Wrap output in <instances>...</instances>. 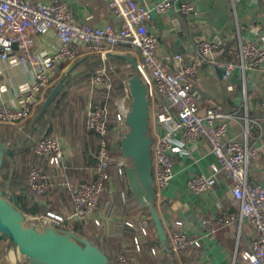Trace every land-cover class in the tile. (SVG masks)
Segmentation results:
<instances>
[{"label":"built area","instance_id":"1","mask_svg":"<svg viewBox=\"0 0 264 264\" xmlns=\"http://www.w3.org/2000/svg\"><path fill=\"white\" fill-rule=\"evenodd\" d=\"M103 1L111 8L116 21L115 27L111 24L91 26L79 22L74 12L63 3L0 0V60L11 59L17 47L21 53L17 63L28 64L31 68L30 83L26 89L12 97L8 103H1L0 123L22 124L33 116L40 98L58 77L61 66L73 64L78 59L75 46L100 54L104 61L110 52L121 45L138 49L141 56L138 63L139 75L147 86L150 111L156 97L160 96L170 112L169 117L159 116V121L165 125V131L152 145L153 179L157 196L171 185L174 177L173 153L177 150L175 135L180 133L188 143L207 141L216 157V163L211 167L212 173L191 177L187 181V188L195 194L213 192L218 183V175L223 174L230 181L233 198L240 208L237 214L231 215V220L247 222L254 234L248 249L241 257L249 264H264V188L249 182L250 165L260 157L261 149L251 148L247 136L242 140H227L229 120L235 115L222 113L214 108L201 114L197 102L199 67L220 47V41H199L200 57L197 61L190 62L182 54H176L172 59L173 69L169 70L156 55L159 36L150 32L147 23L154 13L165 15L172 12L174 0H162L152 6H143L135 0ZM241 1L233 0L236 3ZM195 10L193 4L183 3L177 11L190 15ZM30 33L56 37V48L40 60L33 55L34 40ZM216 65L225 71L224 79L229 80L237 67L245 72L264 65V47L256 42L242 43L238 63ZM3 75L4 70L0 69V78ZM127 80L128 78L123 81L124 95L116 102L119 130L127 128L125 121L132 104ZM90 84L96 90L110 91L113 87L112 79L105 68L92 75ZM244 94L246 95V89ZM260 117L264 119V102L260 106ZM109 122L108 108L105 105H89L86 125L100 138L95 154L96 178L80 184H74L66 178L64 187L73 204V212H48L44 217L26 216V221L29 220L31 225L40 230L52 227L65 232H75L78 223H94L98 227L103 225L97 213L100 201L107 192L106 185L112 178ZM34 153L45 159L49 166L56 168L63 166L66 156L59 136H50L37 143ZM115 167L119 176H123L130 167L129 160L121 158ZM28 178L30 188L35 194L45 195L49 192V176L44 166L32 165ZM126 225L135 228L136 224L129 220ZM137 226L139 234L133 238V242L136 250L140 252L142 239L149 235V229L143 217L137 221ZM182 226L181 220L172 226L168 235L171 249L180 253L201 247L200 240L182 230ZM151 252L156 253V250L152 249ZM118 259L121 264H129L124 253H120Z\"/></svg>","mask_w":264,"mask_h":264},{"label":"crops","instance_id":"2","mask_svg":"<svg viewBox=\"0 0 264 264\" xmlns=\"http://www.w3.org/2000/svg\"><path fill=\"white\" fill-rule=\"evenodd\" d=\"M31 1L63 3L74 12L79 22L88 23L91 26L105 24L116 26L111 8L103 0ZM135 1L143 6H152L162 0ZM183 3L193 4L196 7L195 12L190 15H183L178 12V8ZM147 25L151 33L159 36L156 55L163 66L169 70L173 69L172 59L176 54H182L187 61H197L200 57L199 41H220V47L199 67L200 80L197 83L199 110L202 114L207 109L214 108L222 113L235 115L229 120L226 139L242 140L247 136V142L251 148L261 149L260 157L250 165L249 182L254 186L264 188V119L260 117V106L264 102V65L245 72L237 67L229 80L224 79L222 68L216 65L217 63H238L242 43L256 42L264 47V0H242L238 3L233 2V0H174L172 12L165 15L154 13ZM30 37L34 40L33 55L40 60L50 55L58 43L56 37L52 35L41 36L30 33ZM75 48L79 54L78 59L97 54L88 52L80 46H75ZM20 55L21 53L16 47L11 59L0 60V69L4 70V75L0 78V105L3 102L8 103L12 97L25 90L30 83V65H19L17 58ZM119 56H127L139 63L141 60L139 50L121 45L107 56V58L120 59L124 62L122 66L131 70L129 71V73L132 72L130 75L133 74L134 70L131 63ZM74 64L76 63L61 66L59 77L54 82L53 91L59 80L70 72ZM91 89L87 93L86 111H88L89 105L95 102L93 95L96 94V89L92 87ZM245 89L246 95L244 94ZM42 101L43 98L41 97L35 112ZM169 113L164 99L160 96L156 97L155 104L151 105L149 123L153 142L165 131V125L159 121V116L169 117ZM114 132L116 131L114 130ZM61 139L66 155L63 162L65 169L66 164L73 156V148L65 139ZM175 141L177 150L173 153L174 177L171 185L159 193L156 208L161 214L167 235L172 230L174 223L182 220L173 206L179 204L187 206L193 211L198 220L202 222L189 230H185L182 226V230L198 238L201 247L176 253L170 245L161 243L158 238L159 252L157 254L150 253L148 249L142 250L147 257L144 264H249L242 259L241 255L248 249L254 234L247 222L233 221L230 218L232 214H237L240 209L233 198L230 181L223 174H219L214 191L207 194H195L187 188V181L191 177L212 173L211 167L216 163V157L212 154L209 143L204 140L199 143H188L180 133L175 135ZM85 143L91 145L92 139H86ZM112 159L114 161V157ZM37 160L41 161L39 165L46 166L45 159L37 157ZM129 163L131 167L130 160ZM96 167V163L93 167L81 164L79 170L85 171V176L81 177L79 181L96 177ZM111 169L112 178L107 183L109 188L106 186V197L111 199L105 201L106 197L102 198L97 217L103 221L101 228L105 230L107 240L113 242L112 238L110 239L111 232L123 214L124 203L120 205L112 200L116 193L117 169L115 164L112 165ZM129 196L131 198L132 193ZM161 196L169 202V205L165 207L166 213L164 215L159 203ZM50 200L56 202L55 207L58 208H56L55 213L57 214H68L74 210L69 197H67L66 204L55 197H51ZM147 237L143 238L142 241L147 240ZM107 240L103 242L108 244ZM156 248L158 251V245ZM160 252L166 255H159ZM16 255L17 253L14 251H8L5 244H0V264H18Z\"/></svg>","mask_w":264,"mask_h":264},{"label":"trees","instance_id":"3","mask_svg":"<svg viewBox=\"0 0 264 264\" xmlns=\"http://www.w3.org/2000/svg\"><path fill=\"white\" fill-rule=\"evenodd\" d=\"M75 63L78 64L76 69L62 77L57 83L56 87L63 81L62 88L47 107L44 108L45 102L53 90L46 93L33 118L31 117L28 121L18 125L0 123V143L11 152L5 153L4 156L0 171V191L5 198L12 195L21 205L24 214L35 216L55 212L58 207H55V201L50 200L51 197L57 198L64 204L67 203L69 195L66 191L62 193L64 190L60 188V178L62 177L61 175L59 177L60 173L65 174L66 178L74 184L93 181L96 178H86L79 181L81 177L85 176V171H80L79 167L81 164L93 167L95 163L97 166L95 154L99 148L100 138L86 125L87 93L91 89L92 75L104 68L112 79L113 87L110 91L96 90L93 99L95 100L94 103L105 105L108 108L110 118L114 120V124L109 126V148L112 158L114 157L113 164H116L122 157L121 141L124 135L117 138L119 129L114 111H116L117 100L124 95L123 80L125 78L122 74L124 72L119 68L124 62L115 57H108L107 60L103 61L100 55L91 54L84 59H77ZM119 75H121L120 78ZM55 133H61V136L71 145L73 156L66 164L65 169L64 165L60 168L49 166L46 161L44 168L49 176V184L56 185L57 189L55 190L62 192H53L50 196L49 192L45 195H37L30 188L27 171L32 165L41 163L37 160L38 156L34 155V148L37 143ZM90 138L92 139L91 145L84 144V141ZM115 185L116 193L114 195L126 193L128 199L127 202L122 201L124 204L123 216L121 217L125 216L124 218L132 219V221L134 219L135 228H130L126 225V220L120 218L111 232L110 239L112 238L113 242L107 240L105 230L94 223H78L75 227V233L94 243L112 264H121L118 259L120 253L125 254L129 264H144L147 257L142 250L148 249L151 253V250L155 249V254L159 252V241L154 222L146 207L140 206L133 196L129 198L131 192L128 188L126 172L123 176H119L117 172ZM106 186L109 188L108 184ZM120 198L122 200L121 196H119ZM100 203H102V199ZM139 217L146 219L149 229L147 240L142 241L141 252L136 250L133 242V238L139 234L137 226ZM105 240L108 244L104 243ZM165 253L160 252L159 255L164 254L165 256Z\"/></svg>","mask_w":264,"mask_h":264},{"label":"water","instance_id":"4","mask_svg":"<svg viewBox=\"0 0 264 264\" xmlns=\"http://www.w3.org/2000/svg\"><path fill=\"white\" fill-rule=\"evenodd\" d=\"M119 57L130 62L134 70L127 80L132 96L131 109L125 121L128 132L121 141L122 156L131 161V167L126 170L128 185L136 202L148 209L160 242L169 245L163 219L156 208L158 196L153 179V139L149 131L147 86L139 75L138 63L127 56ZM77 65L74 64L70 72ZM62 84L63 81L54 89L44 108L53 101ZM5 153L11 152L0 143V171ZM159 203L164 215L169 202L161 196ZM173 209L179 213L185 230L197 227L202 222L187 206L176 204ZM25 221L26 215L19 202L12 195L5 198L0 191V244H5L8 251L17 253L18 264H112L94 243L75 232L59 231L52 227L40 230L35 225L26 227Z\"/></svg>","mask_w":264,"mask_h":264},{"label":"rangeland","instance_id":"5","mask_svg":"<svg viewBox=\"0 0 264 264\" xmlns=\"http://www.w3.org/2000/svg\"><path fill=\"white\" fill-rule=\"evenodd\" d=\"M121 70H123V72L124 73H122L124 76V78L126 79V78H128L129 76H130V73H132V72H130L129 73V71H131V70H127V68L126 67H124V66H120L119 67ZM120 76L121 75H119V78H120ZM58 77H59V75H58ZM58 77H57V79H58ZM122 78V77H121ZM124 78H122V79H124ZM56 79V80H57ZM125 79L123 80V81H125ZM55 80V81H56ZM54 81V82H55ZM54 82H53V84L49 87V89L44 93V95L42 96V98H43V100H44V98H45V95H46V93L48 92V91H51L52 89H53V87H54ZM123 84H125L124 82H123ZM120 99V98H119ZM118 99V100H119ZM94 103V102H93ZM130 104H128V106H129ZM114 114L116 115V111H114ZM108 117H109V120H110V125H112V124H114V120L113 119H111L110 118V114H109V111H108ZM128 132V128H123V129H120V130H118V135H117V138H118V136H122V135H125L126 133ZM62 134L61 133H55V134H53L52 136H59L60 138H63L64 139V137H62L61 136ZM27 175H29V170L27 171ZM60 175L62 176L61 178H60V188L62 189V190H64L63 192L62 191H60V190H58V191H56L55 189H57V186L56 185H52V184H50V190H49V196L51 195V193H53V192H59V193H64L65 191L67 192V190H65V187H64V183H65V181H66V177H64V176H66L65 174H62V173H60L59 174V177H60ZM70 181V180H69ZM68 193V192H67ZM69 195V194H68ZM119 196H121L122 197V200H121V198L119 199ZM103 197H106V194L103 196ZM110 197H106L105 198V200L106 201H110ZM112 200L113 201H116L117 202V204H120V205H122L123 203H122V201L123 202H127L128 201V199L126 198V193H121V195H113V198H112ZM135 208V207H134ZM47 214V213H46ZM46 214H38V215H35V216H39V217H44V216H46ZM26 216H28V217H30V216H32V215H28V214H26ZM122 216H123V214H122ZM125 217V216H124ZM124 217H121V219L122 220H126V222L127 221H129V219H126V218H124ZM31 222L29 221V220H27V221H25V226L26 227H28V226H31Z\"/></svg>","mask_w":264,"mask_h":264},{"label":"bare ground","instance_id":"6","mask_svg":"<svg viewBox=\"0 0 264 264\" xmlns=\"http://www.w3.org/2000/svg\"><path fill=\"white\" fill-rule=\"evenodd\" d=\"M16 257H17V255H16Z\"/></svg>","mask_w":264,"mask_h":264}]
</instances>
